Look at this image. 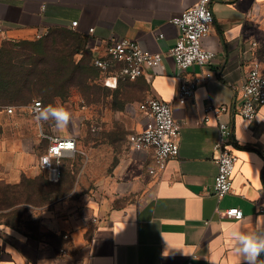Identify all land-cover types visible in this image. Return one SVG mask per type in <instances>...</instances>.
I'll list each match as a JSON object with an SVG mask.
<instances>
[{
	"label": "crops",
	"instance_id": "0c3cea01",
	"mask_svg": "<svg viewBox=\"0 0 264 264\" xmlns=\"http://www.w3.org/2000/svg\"><path fill=\"white\" fill-rule=\"evenodd\" d=\"M194 3L0 0V22L7 40L34 39L47 30L87 40L91 60L106 57L111 37L162 53V62L150 76L136 80L146 86L151 98L170 103L174 119L182 124L179 155L163 172L149 173L154 161L151 150L128 154L119 161L109 189L129 197L126 203L115 206L97 201L68 213L58 204L55 212L45 211L33 229L0 221V264H236L230 229L264 231V214L258 211L264 205V106L252 120L238 114L253 59L264 68V0H213L215 20L202 45L214 51L215 58L181 74L169 56L179 37L172 20ZM75 21L78 26L73 28ZM194 77L205 80L181 104L180 84ZM211 104L228 108L224 115L232 130L228 148L237 156L233 192L220 201L214 191L218 123L213 114L205 121L206 107ZM26 115L20 112L17 125L34 131L35 124ZM30 140L32 144L27 145L26 140L14 138L7 146L0 139V180L17 186L23 178L42 172L49 175L39 166L33 135ZM232 207L244 212L243 220L224 217L223 211Z\"/></svg>",
	"mask_w": 264,
	"mask_h": 264
},
{
	"label": "rangeland",
	"instance_id": "374dc122",
	"mask_svg": "<svg viewBox=\"0 0 264 264\" xmlns=\"http://www.w3.org/2000/svg\"><path fill=\"white\" fill-rule=\"evenodd\" d=\"M41 39L50 43L52 60L66 59L69 52V60H83L94 67L93 60H89L87 40L75 38L76 42H73L70 37L62 36V32H49ZM36 40L39 39L12 41L0 38V80H7L10 72H20L22 66L25 68L28 56H32L27 46ZM94 69L93 74H82L85 81L79 79L81 74L78 73L66 88L56 86L59 93H65L58 99L34 97V100L42 101L44 106L62 105L72 113V121L66 129H56L53 121L43 122V127L47 133L55 130L63 136L75 133L78 136V152L74 158L62 162L63 174L59 179H51L42 172L30 178L23 176L26 178L17 186L5 179L0 180V221L33 229L42 221L43 213L48 210L55 212L58 204L68 213L77 206L97 201H110L117 206L129 200L126 195L118 191L111 192L109 188L115 179L114 170L119 161L133 153L128 137L142 128L151 97L146 86L137 80L121 82L117 89H109L104 86L101 72ZM51 82L55 83L54 80ZM14 104L0 86L2 144L11 146L14 138H19L31 145L30 138L33 135L36 139L33 147L37 154H42L47 142L38 137L36 128L33 131L28 125L18 127L20 111L6 113L5 107H15ZM25 117L31 120L28 115ZM93 126H97L99 131L94 133ZM28 181H34L40 187L35 189V186H30L32 182L29 184ZM50 203L54 206H47Z\"/></svg>",
	"mask_w": 264,
	"mask_h": 264
},
{
	"label": "built area",
	"instance_id": "2783aa9c",
	"mask_svg": "<svg viewBox=\"0 0 264 264\" xmlns=\"http://www.w3.org/2000/svg\"><path fill=\"white\" fill-rule=\"evenodd\" d=\"M212 2L213 0H195L193 6L172 20L179 30V37L176 45L169 50V56L173 58L177 71L181 74L194 65L204 67L215 58V52L202 45V39L209 34L215 20ZM77 26V21L72 23L73 28ZM48 34L47 30L41 31L36 38L41 39ZM4 35L5 28L0 22V38H4ZM159 37L163 38V34ZM256 46L257 44L254 43L253 47ZM162 60V53L145 50L132 40L111 37L106 42V57L97 56L93 59V65L101 72L104 86L117 89L121 82L150 76V71L158 67ZM204 80L203 77L183 80L179 88L178 101L185 104L194 96ZM41 106H44L41 101L34 100L26 106L5 107V111L8 114H13L14 110L26 112L31 118L38 131V137L47 142L45 151L39 156V166L46 170L51 178L59 179L62 175V162L74 158L78 152V136L75 133L63 136L55 130L51 133L44 131L43 122L38 123L35 119L37 109ZM262 106H264V68L260 61L253 59L243 86L238 114L252 120L257 117ZM227 112L226 106L216 107L212 104L205 110V121L209 122L210 115L213 114L219 129V137L214 146L217 152L214 191L219 201L233 192V174L237 163V156L228 148L232 130L224 120ZM92 131L96 133L99 128L93 126ZM181 133L182 124L174 119L172 105L152 97L148 101V115L142 128L129 135L128 144L133 153L150 150L153 152V167L149 173L157 175L165 170L170 160L178 157ZM67 142L74 144L72 150L62 148ZM258 211L264 214V205H259ZM223 215L226 219L234 221L244 219V212L237 207L224 210ZM188 264H192L191 261Z\"/></svg>",
	"mask_w": 264,
	"mask_h": 264
},
{
	"label": "trees",
	"instance_id": "16d2710c",
	"mask_svg": "<svg viewBox=\"0 0 264 264\" xmlns=\"http://www.w3.org/2000/svg\"><path fill=\"white\" fill-rule=\"evenodd\" d=\"M62 36H68L73 42H76V37L72 34L62 32ZM27 47L32 56H28L25 68L23 69L24 66H22L20 67V72H10L7 80H0L2 90L8 95L9 101L15 103V106L28 105L34 100L35 96L58 99L65 93H59L55 89L56 86V88L60 89L66 88L78 73L81 74L79 79L85 81L83 76L93 74L95 70L94 67H90L83 60L79 62L72 59L69 60V55L71 56L69 52L66 59L63 57L58 60H52L50 43L46 42L45 39L31 42ZM89 60H91L90 56ZM52 80L55 81L54 84L53 82L50 83ZM52 86L54 90H52ZM28 182L29 184L32 182L30 186H35V189L40 187L37 185L38 183L35 185L34 183L36 182L34 181Z\"/></svg>",
	"mask_w": 264,
	"mask_h": 264
},
{
	"label": "clouds",
	"instance_id": "9594fccd",
	"mask_svg": "<svg viewBox=\"0 0 264 264\" xmlns=\"http://www.w3.org/2000/svg\"><path fill=\"white\" fill-rule=\"evenodd\" d=\"M35 119L38 123L53 121L58 130L66 129L72 121V113L62 105L41 106L37 109ZM74 144L67 142L63 149L72 150ZM229 240L232 245L231 254L236 259V264H264L260 259L264 255V231H243L233 227L229 231Z\"/></svg>",
	"mask_w": 264,
	"mask_h": 264
}]
</instances>
